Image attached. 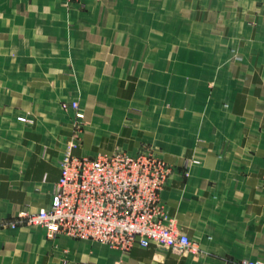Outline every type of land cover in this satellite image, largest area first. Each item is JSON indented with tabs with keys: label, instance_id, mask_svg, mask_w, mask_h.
<instances>
[{
	"label": "crops",
	"instance_id": "obj_1",
	"mask_svg": "<svg viewBox=\"0 0 264 264\" xmlns=\"http://www.w3.org/2000/svg\"><path fill=\"white\" fill-rule=\"evenodd\" d=\"M192 11L205 37L230 36L240 57L221 64L230 105L222 111L220 136H210L196 164H185L189 150L170 155L178 166L160 194L180 230L198 239L201 254L138 244L124 253L50 237L45 228L11 226L14 217L50 203L60 176L52 146L73 138V101L85 115L80 149L109 147L139 113L111 91V82H134L135 98H144L146 83L190 77L191 58L175 54L190 42ZM176 12L182 28L159 25ZM262 134L264 0H0V264L264 261Z\"/></svg>",
	"mask_w": 264,
	"mask_h": 264
},
{
	"label": "rangeland",
	"instance_id": "obj_2",
	"mask_svg": "<svg viewBox=\"0 0 264 264\" xmlns=\"http://www.w3.org/2000/svg\"><path fill=\"white\" fill-rule=\"evenodd\" d=\"M177 14L179 15L180 13L176 12L175 16L159 19V25L163 26L165 24L168 27L171 25L174 26L175 30H179L182 28L181 22L183 18L177 16ZM191 14L190 42L187 44L188 42L185 41L184 50H180L175 54V57L178 59H182L183 57L191 58L190 77L185 76V81H183L181 77L179 79L176 76L177 80H163L160 83H154L152 85L151 83H146L147 85L144 84V91L148 90L149 92L148 97L144 98H135L134 90L136 86L134 82H111V91L114 92L116 96L123 95L122 99L127 100V107L136 109V111L139 112L138 116L131 119V122H128L126 128H120L116 137H112V140L109 141V147L103 146L102 143L101 145H93L92 149L82 150L80 149V144L85 134V130L83 129L85 115L82 112L83 110L80 103L78 101H73L72 105L75 106L83 117L78 118V121L75 120V133L73 138L70 139L66 145L62 147L58 146L57 141L56 144L52 146L55 154L54 159L56 158V163L57 165L59 163V167L62 159L68 155L94 158L115 153H126L129 155H142L147 159H157L161 161L163 166L169 170V173H167V176L158 190L152 217L162 226L172 228L180 233L184 232L180 230L178 221L170 213L160 195L167 179L172 176L178 166L177 163L172 162L169 156L173 153H178L183 148L191 152L190 160H186L185 164L188 162L196 164L199 162V158H201L204 152L202 149L209 148V145H207L208 142L206 141L209 140L210 136L212 134L220 136V134L217 133V127L222 122L224 116L222 111H226L230 105V99L225 97L226 92H230V87L219 79L221 75H223L222 73H226L227 67L221 64L228 59L240 58L230 49V42L233 40H231L230 36L205 37L204 34H202V28H200V18L196 16L193 11ZM186 48L188 49L187 51ZM195 61H197V64L198 62L201 63L202 66L199 67L195 65ZM165 77H172V75ZM123 85L124 87L122 88ZM120 88L126 91L125 94L119 92ZM152 89L153 96L150 97V91ZM222 94L224 96H222L223 100L221 101L220 96ZM117 98L118 97L111 98L110 101L114 103ZM122 106L125 105L122 104ZM96 142L97 140H95V143ZM49 154L48 152V155ZM180 163L182 165V162ZM262 188H264V179H262ZM38 210L14 217L11 226L45 228L43 226L28 223L29 216L33 215ZM3 224L5 223L0 221V225ZM50 235L51 234L48 232V236ZM189 238L191 239V247L186 254L189 253L195 256L200 255L202 251L200 242L194 237L189 236ZM77 240L97 242L107 245L110 248L118 249L124 253L130 251L135 245H132L128 250H123L120 247H112L101 241L90 239ZM149 246L160 250H172L176 253H183L180 249H165L154 242L150 243L147 247ZM248 260L262 261L258 259ZM248 260L242 261L241 264Z\"/></svg>",
	"mask_w": 264,
	"mask_h": 264
},
{
	"label": "built area",
	"instance_id": "obj_3",
	"mask_svg": "<svg viewBox=\"0 0 264 264\" xmlns=\"http://www.w3.org/2000/svg\"><path fill=\"white\" fill-rule=\"evenodd\" d=\"M76 117L83 116L77 112ZM167 173L161 161L142 155L65 156L50 204L30 215L28 223L45 227L51 235L101 241L123 250L154 242L187 253L189 236L152 217Z\"/></svg>",
	"mask_w": 264,
	"mask_h": 264
}]
</instances>
